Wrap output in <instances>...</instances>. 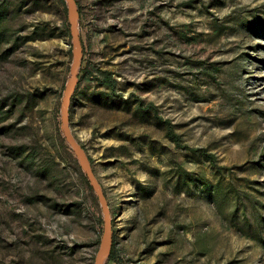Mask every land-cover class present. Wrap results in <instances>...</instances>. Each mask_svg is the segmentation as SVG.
I'll list each match as a JSON object with an SVG mask.
<instances>
[{
    "label": "rangeland",
    "instance_id": "obj_1",
    "mask_svg": "<svg viewBox=\"0 0 264 264\" xmlns=\"http://www.w3.org/2000/svg\"><path fill=\"white\" fill-rule=\"evenodd\" d=\"M76 1L69 119L111 211L103 264H264V0ZM70 21L66 0H0V264L101 244L62 127Z\"/></svg>",
    "mask_w": 264,
    "mask_h": 264
},
{
    "label": "water",
    "instance_id": "obj_2",
    "mask_svg": "<svg viewBox=\"0 0 264 264\" xmlns=\"http://www.w3.org/2000/svg\"><path fill=\"white\" fill-rule=\"evenodd\" d=\"M66 1L71 15V21H70L71 34L73 37V47H74L75 57L63 97L62 127L68 143L74 149V151L76 152V154L78 155V157L80 158L83 164L88 180L90 181L92 188L96 192L102 208L103 218H104V232L99 250L96 255L95 264H103L106 256L111 250V246L113 243V224H112V217H111L109 203L107 200V196L104 192L103 186L101 185V183L99 182L98 178L96 177L93 171L89 155L87 154L85 148L76 139L70 125V119H69L70 100L78 82V70L81 64L83 44L78 26L79 8L77 1L76 0H66Z\"/></svg>",
    "mask_w": 264,
    "mask_h": 264
},
{
    "label": "trees",
    "instance_id": "obj_3",
    "mask_svg": "<svg viewBox=\"0 0 264 264\" xmlns=\"http://www.w3.org/2000/svg\"><path fill=\"white\" fill-rule=\"evenodd\" d=\"M82 44H83V41H82ZM103 81L105 83L109 84L113 89H115L116 84H117V80L115 78H113L112 75L106 76ZM111 256H112V254L110 253L109 257H111Z\"/></svg>",
    "mask_w": 264,
    "mask_h": 264
}]
</instances>
